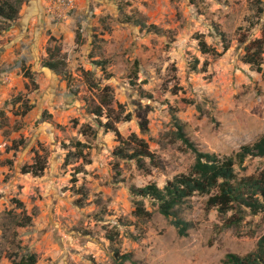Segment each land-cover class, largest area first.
Segmentation results:
<instances>
[{
    "label": "rangeland",
    "instance_id": "rangeland-1",
    "mask_svg": "<svg viewBox=\"0 0 264 264\" xmlns=\"http://www.w3.org/2000/svg\"><path fill=\"white\" fill-rule=\"evenodd\" d=\"M261 6L259 14L256 0H118L91 34L75 21L73 40L48 41L65 60L63 71L16 51L13 63L0 67V264L28 254L36 255L35 264H116L115 251L132 254L125 264H223L228 253L255 251L264 212L247 211L233 223L236 214L222 215L208 207V195L196 194L179 210L190 224L180 236L150 201L152 215H136L130 188L163 187L190 171L195 154L178 138L176 121L200 151L220 156H234L264 135V51L261 72L244 61L251 41L264 47V0ZM8 26L0 30V49L14 36ZM97 60L108 62L106 73ZM105 86L113 106L97 119L93 109ZM15 97L17 105L9 102ZM26 102L33 109L22 116ZM107 122L129 153L139 148L132 134L144 140L153 161L141 168L136 159L116 156L120 140L106 131ZM77 149L84 158L66 161ZM36 154L46 157L39 176L24 172ZM244 166H235L238 178L258 175L264 159L247 158ZM26 217L31 222L20 226Z\"/></svg>",
    "mask_w": 264,
    "mask_h": 264
},
{
    "label": "trees",
    "instance_id": "trees-1",
    "mask_svg": "<svg viewBox=\"0 0 264 264\" xmlns=\"http://www.w3.org/2000/svg\"><path fill=\"white\" fill-rule=\"evenodd\" d=\"M24 2L25 0H0V30L5 29L3 27L4 23H8V27L10 28L12 27L11 25L18 21ZM261 4L262 0H256L259 14L263 13ZM145 27L147 26L145 25ZM149 27L155 28L156 26L151 25ZM81 41L82 35L81 33H77L76 42L81 43ZM199 44L203 53L210 52L204 41L199 40ZM55 49L56 47H54V50ZM226 49L227 46H225L224 50ZM263 51L264 47L261 40L257 39L251 41L247 46V51L244 56L245 63L256 67V70L261 72V57ZM47 52L48 58L42 61L43 67L55 72L63 71L66 66L65 60L57 58L58 54H54L51 48H47ZM94 64L96 67H100L103 73H106L107 61L97 60L94 61ZM23 68H25V66H23ZM25 69V77L35 83L33 74L29 72L27 68ZM84 75L87 77L92 88L94 86L98 87V85H95L90 79L94 78L93 71H86ZM109 90L110 86L102 88V91L105 93L100 97V104L93 109V113L97 119L104 115L105 108L109 110L112 109L113 98L107 93ZM18 100L19 98L15 97L9 102L13 105H17ZM32 109L33 105L26 102L21 111H17H19L20 115L24 116ZM43 116H45V112H43ZM129 116L128 114L127 117L129 118ZM99 123L101 122L99 121ZM141 125L146 129L145 123ZM104 127L106 131H114L117 138L120 140L121 145L115 150L116 156L119 158L136 159L141 168L145 166V159L148 158L153 161V155L148 150V144L144 140L138 139L136 134L131 135V141L132 143H138L139 148H134L132 152L129 153L128 150L130 146L127 147L126 140H123L117 129L110 122L105 123ZM176 127L178 138L195 154V162L188 173L176 175L172 180L167 181L163 187H159L156 183H149L143 187L132 186L130 190L136 203V215L150 217L152 215L151 211L146 210L145 206V202L150 201L157 206L160 214L171 220L172 225L176 228L180 236H187L190 224L180 217L179 210L196 194L208 195V207L217 208L220 214L226 215L229 212L236 214L238 218L235 219L236 222L233 223H240L247 211L252 215L264 212V170L258 175H249L242 178L237 177L235 170L236 165L245 169L244 163L247 158L264 159V135L253 144L242 146L234 156H220L215 153L200 151L195 144L189 140L184 132L183 126L177 121ZM86 128L88 127L82 126V133L86 131ZM76 146H81L80 142L76 143ZM72 154L77 155L79 158H84L83 152L77 149L75 153H68L66 161H69V157ZM35 159L32 165L24 168V172L39 176L46 167V157L36 154ZM17 203L21 205L20 202ZM30 222L31 219L26 217L25 220L20 223V226H25ZM110 239L113 240L111 236ZM18 258L17 255L12 256V264L36 263L35 254H28ZM132 258L133 256L131 253L120 254L118 251H115L114 254L116 264H125L126 262L132 261ZM223 264H264V236L258 241L255 251L244 257L235 253H228L225 256Z\"/></svg>",
    "mask_w": 264,
    "mask_h": 264
},
{
    "label": "crops",
    "instance_id": "crops-1",
    "mask_svg": "<svg viewBox=\"0 0 264 264\" xmlns=\"http://www.w3.org/2000/svg\"><path fill=\"white\" fill-rule=\"evenodd\" d=\"M78 11L70 22L55 23L48 10V0H29L27 9L20 14L9 33H13V38L0 49V67L5 68L9 63H13L16 58H27V61L42 62L48 58V41L59 38L62 40H73L74 31L70 23L77 21L86 26L91 34L92 26L97 21L112 11L116 12V0H76ZM73 25V24H72ZM91 40V39H90ZM54 49V48H53ZM26 61V63H27Z\"/></svg>",
    "mask_w": 264,
    "mask_h": 264
},
{
    "label": "built area",
    "instance_id": "built-area-1",
    "mask_svg": "<svg viewBox=\"0 0 264 264\" xmlns=\"http://www.w3.org/2000/svg\"><path fill=\"white\" fill-rule=\"evenodd\" d=\"M48 10L55 23L70 22L76 15V0H48Z\"/></svg>",
    "mask_w": 264,
    "mask_h": 264
}]
</instances>
